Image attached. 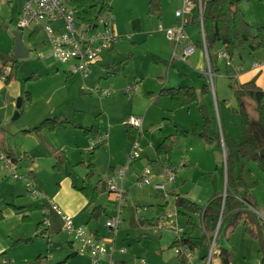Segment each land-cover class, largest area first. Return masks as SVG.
I'll return each instance as SVG.
<instances>
[{"label":"crops","instance_id":"obj_1","mask_svg":"<svg viewBox=\"0 0 264 264\" xmlns=\"http://www.w3.org/2000/svg\"><path fill=\"white\" fill-rule=\"evenodd\" d=\"M6 1L9 2V0ZM23 1L20 0L21 6L17 13L18 16ZM180 2L182 3V0ZM238 2L237 5H240ZM149 6L150 12L157 18V26L161 24L163 27H169L179 22V18L174 14L178 9L177 7L173 10V18L169 21L171 23L164 24L162 22L164 10L161 8L160 1L153 0L149 3ZM240 6L238 8L241 15L248 22L245 19L248 18L247 13H244ZM76 10L78 9L76 8ZM81 16L82 14L79 15L77 11L78 22L84 24L81 21ZM17 19L18 17L14 19L15 25ZM182 19L185 22V29L188 28V36L177 45L175 50H179L180 54L186 43H192L195 46L194 52L187 57V64L181 60L172 59L173 44L165 36H161L155 26L151 27L153 31L148 32L149 34L146 36L152 38L156 43L153 50H151L153 56L158 61H162L163 64H167L164 73L151 64L149 69H142V73L139 71L133 75H127L121 82L119 80L120 73L125 67L126 61L131 59L132 53H126L124 57H120L119 50L124 42L120 41L121 36L116 30L115 42L110 48L103 49L100 52L99 58L91 66L87 77L72 73L66 63L59 62L63 66L54 67V74L57 76H72V78L78 76L82 80L85 79V85L75 88L74 94L68 99L63 95L58 100V97L54 96V91L58 88L56 87L51 92L46 93L43 103H38L42 97H38V92L35 87L30 86V81H32L34 75L35 78L40 76L39 69H34L30 75L19 77L17 74L20 68L19 63V68L12 71L7 80L1 79V76L10 70V67L6 68V71L0 69V153H10L18 163V172L29 175L33 185L40 190L45 198L39 199V196L33 198L29 195L31 199H36V202H29L26 196L27 188L24 183L11 178L0 161V264H49L56 258L55 264H90V260L86 255L76 251L72 236L62 230L60 217L52 210L46 212L51 204H56L63 212L71 216L75 226L86 227L108 249L113 247V263L124 264L138 258H144L148 264H205V261L208 262L212 234L204 230L201 214L177 205L176 198H188L204 206L203 203H199V193L203 191L206 204L214 196H221L224 199L227 190L225 150L223 144L219 145L217 140L209 142L208 150L212 148L213 151L210 154L205 153L208 150L203 147L198 154L189 156L188 159L182 157L179 162H182L183 167L178 168L179 170L175 173L172 183L165 185L164 190L167 194L154 185H137L140 172L131 171L130 174L127 173L129 179L125 177L122 181L124 203L121 204L119 227L113 235L104 225L105 220L113 215L118 207L117 198L106 189L104 178L107 175H112L121 166L120 164L126 162V159H131L128 157V153L135 129L125 124L124 121L131 115L142 120L140 133L136 134L135 138L140 142L139 148H150L153 143L145 140L146 135L144 136V133L152 128L150 126L155 122H158L156 116H153L151 112L156 114V112L162 111L157 106L162 96L167 97L170 103L166 94L159 93L162 88L194 87L198 98L197 103L194 104L197 108L198 105L203 104L210 116L211 104L214 103L212 94H215L217 98L219 96L224 98L226 94L221 86L216 88L214 93L211 89L210 91L204 89L206 60L203 50L197 45V41L200 39L199 22L193 20L191 11L184 14ZM249 24L251 25V23ZM251 27L255 30L258 26L253 27L251 25ZM137 29L139 28L137 27ZM32 31L36 34L40 29L29 30V33ZM43 44L46 45L45 42ZM222 48L223 46H220V43L215 45L217 50ZM162 50H165L166 54ZM244 51L242 48L236 53L239 60H242L241 63L234 62V54L231 56L230 66H226L222 60H219L222 62H214V65L217 69L219 66H224V74L229 79L231 76L233 80L240 83L253 80L257 86L264 90V50L249 52L246 49ZM241 53H248L253 57V60L248 62V59L242 56ZM10 54H12V51L7 55ZM158 61L155 60L154 64L157 65ZM116 63H120L118 69L114 72L109 71L107 66ZM254 63H258V66H254ZM46 64L47 62L41 64L40 68L47 70L48 66ZM6 66L8 65L3 66V68ZM234 71L236 74L232 76ZM5 76L7 77L6 74ZM146 78L150 80L148 83L145 82ZM102 79L105 80L102 81L103 87L111 88V94L112 90H115L112 96L110 94L108 97H103L94 91L96 87L102 88L99 85ZM136 83L139 94L135 92ZM128 85H133L134 89L126 93L125 88ZM133 91L135 95L131 96L130 93H133ZM148 98H150V102L143 112L136 105L137 101L142 106ZM105 99H108V101ZM223 101H221L222 116L220 112L223 134L229 142L238 144L243 139L240 116L237 113L233 114L226 100L223 99ZM17 103L20 104L19 108L16 106ZM216 104L219 110V104ZM191 106L192 104L188 107L174 109V112L180 111L188 115ZM23 108L25 113L29 115L24 120L21 118L24 113V110L21 111ZM97 109L98 111L95 112ZM106 111L109 112V117H107ZM167 111L168 109H166ZM100 114L105 116L102 121L104 123L98 117ZM140 115L143 116L144 120L139 117ZM49 117H59L70 121V123H63L51 130L40 129L38 131L23 132V130L30 129L38 125L44 118ZM174 120V124H172L174 129L165 136L173 135L174 137L178 135L175 134L176 128L185 130L182 127V120L179 118ZM236 123L237 129L235 127ZM144 124L145 127L142 128ZM214 124L215 122L212 120L209 130L211 133ZM94 134H107V138L103 143L104 146L100 145L94 149L89 148V140ZM165 136H162L154 147L147 151L144 166L150 164L155 170L159 167L162 160H159L157 164L158 157L155 153V147ZM142 138L143 142H141ZM218 152L223 153L224 167L219 165ZM232 153L230 176L232 180L236 178V181H233L235 182L234 188L237 190V194L232 193L230 188L229 194L241 200L249 210H253L258 214L259 210L257 208L262 206L258 195L254 191L259 192L261 188L264 191V180L257 177L254 181H250L251 176L249 177V175L255 173L253 165L249 164V161L244 162L243 159L237 157L235 151ZM91 154L94 171L88 174L87 164ZM208 155L213 160L214 171H211V166L206 165L208 164ZM106 161L107 168L104 167ZM170 161L176 163L172 155ZM131 178L134 181V186L137 187L135 196L130 193L133 187ZM161 182L159 177L155 178V183ZM84 186H87L91 193L90 199L78 190ZM144 200H147L151 207L147 208L146 204L143 203ZM169 204L173 206L172 212L174 213L168 211L170 210L167 209L170 207ZM96 206H99L100 209L94 210ZM164 209L171 216L164 219L166 221L161 228H157V219L163 214L161 210ZM193 215H197L199 218L200 235L196 232V219ZM261 216L264 218V215ZM180 217L183 223L179 221ZM244 217L245 214L243 213L240 220L243 221ZM152 228L155 229L153 232H151ZM178 229L181 230L179 234L176 233ZM251 229L254 236V226ZM154 235H157V238H154ZM181 235L189 238L187 244L191 246L192 250V257L186 263L183 262L184 256L182 254L178 256L171 247L173 240ZM23 239L30 240L15 242V240ZM208 244H210V247H208ZM120 248H125V251L120 252ZM224 249L227 250L222 245L218 247L216 251H218L220 260H216L214 264H222L219 254ZM101 264H107V262L104 260Z\"/></svg>","mask_w":264,"mask_h":264},{"label":"rangeland","instance_id":"obj_2","mask_svg":"<svg viewBox=\"0 0 264 264\" xmlns=\"http://www.w3.org/2000/svg\"><path fill=\"white\" fill-rule=\"evenodd\" d=\"M88 1L89 3L93 2V0H88ZM159 1L161 3L162 10H164L162 22L164 24L171 23L169 21L173 18V15H172L173 10L176 7L181 8L182 3L180 2V0H159ZM236 1L237 2L239 1L238 3H240L241 6L240 5L238 6L241 7L242 11H244V13H247L248 18H245V17L244 18L249 23H251L253 27L264 25V0H236ZM98 2L99 0H97V4ZM149 3H150V0H110V8H111L110 11L115 18V30L121 36V38H119L120 41L124 42L122 44V47L119 50V52L121 53L120 57H124L126 53L127 54L132 53L131 59L126 61V65L123 68L122 72L120 73L119 80L121 82L127 75H133L134 73L139 72V71L140 73H142V69H149L151 64L159 68L162 71V73H164L167 69V64H163L162 61H158V59L155 58V56H153V53L151 52V50H153V48L155 47L156 43L153 41L152 38L146 37L149 34L148 32L151 33V31H153V29L151 30L152 26H155L156 29L158 27L156 25L157 18L155 15L152 14V12H150ZM20 6H21L20 0H9V2H7L6 0H0V52L4 54H8L12 51L13 31H15L16 29L14 19L18 17L17 13L19 11ZM77 11L79 12V15L82 14V12L79 9ZM254 17H257V18H254ZM137 27L139 29H137ZM185 32L188 36V28L185 29ZM159 34L161 36L162 35L165 36L163 32L162 33L159 32ZM158 37L160 36L158 35ZM21 39H22L23 44L26 46L28 50V56L22 59H19L20 68L17 74L19 77H23L24 75H30L31 71H34V69H39L40 76L38 78H35L36 76L34 75L32 78V81H30V86L35 87V89L38 92V97L39 96L42 97L40 98L41 100L38 101V103H43L46 93L51 92L56 87L58 88L54 91V96H57L59 100L63 95L64 97L68 99L70 96L74 94L75 88H78L80 85H85V82H84L85 79L82 80L78 76H74L72 78V76L66 77L64 75L57 76L56 74H54L55 73L54 67L62 65L55 58L53 57H48L49 59L45 58L48 60L38 58V55L41 54L45 56L49 52V47L43 44L44 36L41 31L37 32L35 35H33V37H30L29 30H23ZM220 46H223V44L220 43ZM242 48L246 51V48L244 47ZM241 49H239L237 52H239ZM162 51L164 52V54H166L165 50H162ZM175 51H176V54H179V50H175ZM241 55L246 57V59H248V62H251L253 60V57L251 55H248V53H241ZM234 56H235L234 62L241 63L242 60H239V56H237L236 53ZM118 57H119V54H118ZM155 60L158 61L157 65L154 64ZM106 61L108 60L106 59ZM46 62H47L46 65L48 66V69L42 70V68H40V65ZM182 62L187 64L188 59ZM219 62H222V61H219ZM224 68H225L224 66L223 67L219 66V68L214 72L213 89L215 90L216 88L221 86L226 94L224 98H221L220 96L217 98L215 94H212L214 103L211 104V116H210L211 122L212 120H214L215 122L214 127L212 129L213 130L212 133H220V135H221V132H223L222 127H221V122H220V112L222 116V108H223L221 104L222 102H224L223 99H225L226 103L229 104L230 111L233 114L236 113L232 111V106L234 107L236 106V101L233 97L232 89L230 85V83L233 82V78L230 76V79H229L226 76V74H224ZM235 74L236 73L234 71V75L232 76H235ZM102 81H105V80L103 79L100 80L99 85H101V87L104 88ZM149 81L150 80L146 78L145 82L148 83ZM137 86L138 85L136 83V87ZM135 92L139 94L138 87L136 88ZM114 93H115V90L113 89L111 96ZM130 95L134 96L135 95L134 91L133 93L131 92ZM124 99L127 100L126 98ZM217 99H218V102H217ZM105 100L108 101V99H105ZM149 102H150V98H148L144 102V104H142V106L139 101H137L136 105L142 109L141 111L144 112ZM163 102H164V105H163ZM216 103L219 104V110L217 108ZM157 106L160 107L162 111H160L159 113L156 112V114L153 112L151 113L153 116H156L155 118L158 122H155L152 126H150L152 128L148 129L147 132L144 133V136L146 135L145 140L150 141L153 144L150 145V148H147V147L139 148L140 156L138 158L130 159V160L126 159V162H123L122 164H120L121 166L119 167H125L124 178L125 177L127 178L128 177L127 173L130 174L131 171H137L138 173L142 172L144 163H146L147 151L151 149L152 147H154V145L159 141V139L162 136H165L166 134L170 133L174 129L172 127V124H174V121H175L174 119L176 118H179L180 120H182L181 123L183 126L181 124L179 125L182 126L186 130L185 135H181L178 133V135H175L173 137L171 155L173 159L176 161V163L181 161L182 157L184 159H188L189 156L191 157L192 155L198 154L202 150L203 147H205V149L208 150L209 142L198 137V132L202 130L203 120L201 119L199 110L195 104H192V106L190 107V113H188V115H185L180 111L174 112V110L171 108L170 103L168 102L167 97L165 96L164 97L162 96L159 99ZM166 109H168L167 112H166ZM23 110H24V113H23V117L21 118H23L24 120V118H28L29 115L25 113L24 108L21 111ZM97 111L98 109L95 112ZM13 115H14V112H13ZM106 115L107 117H109L110 114L108 111H106ZM98 117L101 118L100 119L101 122L103 121V118H105V116L102 114H100ZM139 117L143 119L142 115H140ZM160 123H161V128H160ZM235 125L237 129V123ZM143 127H145V124L142 126V128ZM143 141L144 140L142 138L141 142ZM101 146H104V144H101ZM130 148H129V151H130ZM211 151H212V148L208 150L207 152L205 151V153L210 154ZM217 154H219L218 156L219 165L220 166L223 165L224 167L223 153L218 152ZM132 160H135V161L132 162ZM106 163L107 161L104 162L105 168H107ZM249 164H252L255 170V173L254 172L251 173L253 177L252 175H249V177L251 176L249 180L254 181L255 178L257 177L260 180H264V173H262V171L258 169L256 163L249 161ZM206 165L211 166L212 168L211 171H214L213 170L214 168L213 160L209 155H208V164ZM182 167H180L179 169H181ZM82 169L84 170V168ZM179 169H177V171ZM156 177H159V176H155V178ZM155 178H154V182H155ZM261 189H259V192L254 191L256 195H258V198L260 199V205L262 206L260 208L259 207L257 208L259 210L258 215L259 214L264 215V193H261L264 191H262ZM163 191L165 194H167L165 190ZM38 192H39L38 198L39 199L44 198L40 190H38ZM136 192H137V187L134 186V181H133V187L130 193H132L135 196ZM26 196L29 202H36V199L30 198L27 191H26ZM199 201H200L199 203H203L204 205L206 204V198L204 196L203 191L199 193ZM123 203L124 201L122 202V204ZM143 203L146 204L145 206L147 208L151 207L149 205V202H147V200H144ZM169 206L170 207H168L167 209H170L171 211L170 210L168 211L171 213H174L172 212L173 206L171 204H169ZM161 211L163 213L162 215H164L166 212L165 209ZM193 217L196 219V226H197L196 232L198 235H200L201 229H200L199 218L197 217V215H193ZM261 219L264 220V218H261ZM165 221L166 220H163L164 224H165ZM179 221L183 223V221L181 220V217ZM154 230L155 229L152 228L151 232H153ZM216 231H218V227L216 228ZM216 231L214 232V235L212 234L213 235L212 236L213 237L212 238L213 240L212 252H214V255L210 257L208 262L205 261V264H214L216 260H220V258L218 257V251L216 250L221 245L225 247L227 249V252L229 253V259H230L229 263L230 264H259L260 263L261 254L259 251V243L257 239L252 235L251 231L246 228V225L244 224L243 221L240 220L238 222H234L232 226H229L227 229L223 227L218 234L216 233ZM154 238H157V235H154ZM208 247H210V244H208ZM81 254L84 255L83 253ZM56 260L57 258L52 263H49V264H55Z\"/></svg>","mask_w":264,"mask_h":264},{"label":"trees","instance_id":"obj_3","mask_svg":"<svg viewBox=\"0 0 264 264\" xmlns=\"http://www.w3.org/2000/svg\"><path fill=\"white\" fill-rule=\"evenodd\" d=\"M153 0H150V3ZM193 6L191 8L192 18L195 22H199V15L202 18V28L204 33L205 47L208 53L209 63L213 72L217 70L214 62L219 61L215 54V45L222 43L223 48L229 56H233L237 51L244 47L249 52L264 50V26H258L255 30L251 25L246 22L238 8L237 1L234 0H192ZM70 4L79 9L82 12L81 21L84 24H91L95 17L110 11V0H93L89 3L88 0H70ZM30 37L35 35L34 31L29 33ZM197 45L202 49L203 43L200 39L197 41ZM0 69L3 66L8 65L10 70L6 71L7 80L10 77L12 71H16L19 68V60L12 54L7 55L0 52ZM120 63L109 65L107 68L109 71L114 72L118 69ZM206 78V76H205ZM206 80V79H205ZM233 97L236 101V106L232 107V111L236 112L240 116L243 139L238 144L229 142L223 132L211 133L209 132L211 127V118L207 113L206 107L203 104L198 105V110L203 120L202 130L198 132V137L211 142L217 140L219 145L223 144L225 150V164L227 170V190L226 196H214L206 205L202 206L194 201L177 197L176 203L179 206L186 207L192 212L199 213L202 216V226L205 231L214 234L218 221L220 220L217 234L220 230L232 226L234 222H238L241 219V215L244 213L245 217L243 222L246 228L252 232V226H254V237L259 243V251L261 254L260 263L264 264V220L259 218L260 216L253 210H249L245 203L241 200L234 198L232 194H229V188L232 193L237 194V190L234 188L236 178L231 179L230 172L232 167L231 156L232 152L240 159L244 161H252L256 163L257 167L264 172V156L259 152L264 149V90L255 84L253 80L247 82H237L233 80L230 83ZM204 89L210 91L207 80L205 81ZM159 93L166 94L169 98L171 108L178 109L181 107H188L191 104L197 103V93L192 86H178V87H166L162 88ZM66 119L59 117L44 118L38 125L25 129L23 132L38 131L40 129L51 130L57 126L66 123ZM185 135V130L176 128L175 134ZM137 130L133 132L132 142L136 140ZM173 144V135H167L161 139V141L155 147V153L159 160L171 162V151ZM8 155L12 156L10 153ZM93 154V153H92ZM87 164L88 174L94 171L93 157ZM13 157V156H12ZM101 182V180H100ZM103 183V181H102ZM80 190L87 198L90 199L91 193L87 186L80 187ZM242 197V196H241ZM245 202L251 204L249 201L242 198ZM252 205V204H251ZM100 209L99 206L94 207V210ZM50 211V210H49ZM212 238V236L210 237ZM30 239L15 240V242L29 241ZM189 238L181 235L179 238H175L171 243V247L186 245L190 250L191 246L187 244ZM192 251V250H191ZM178 256L181 254H177ZM214 252L211 253V256ZM222 264L229 263V253L227 250H221L220 252ZM186 263V259L183 260ZM118 264V263H113Z\"/></svg>","mask_w":264,"mask_h":264},{"label":"built area","instance_id":"obj_4","mask_svg":"<svg viewBox=\"0 0 264 264\" xmlns=\"http://www.w3.org/2000/svg\"><path fill=\"white\" fill-rule=\"evenodd\" d=\"M192 6V0H182L181 8H178L174 13L175 16L179 18V22L169 27H163L161 24L157 27V31L163 32L165 37L173 44L172 59L186 61L187 57L195 50V46L192 43H186L180 54H176L175 51L177 45L187 38L185 22L182 18L184 14L191 11ZM78 20L77 10L70 4V0H24L16 26L21 27L23 30L38 28L43 33L44 42L49 47V52L45 56L41 54L38 55L39 58L53 57L59 62L68 64L72 73H78L81 77H87L90 73L91 66L99 58L100 52L103 49L110 48L116 40L115 19L111 11H106L96 16L91 24H82L78 22ZM199 26L200 37L203 43L202 50L206 60L205 76L212 93H214V72L209 63L208 53L205 47L201 14L199 15ZM215 54L218 60H222L226 66H230L231 57L224 49L216 50ZM254 66H258V63H254ZM6 68H8V66L4 67L3 71H6ZM5 77L4 73L1 79L4 80ZM133 87V85H128L125 88V92L129 93L134 89ZM94 91L103 97H108L111 94V88L96 87ZM129 97L128 95V98ZM124 123L136 129L137 134L140 133L141 119L138 117L131 115ZM106 138L107 134H94L89 140V148L94 149L100 146L104 143ZM138 156L139 142L136 139L131 143L128 157L135 159ZM0 161L6 173L11 178L24 183L31 197L34 198L39 196V192L33 185L30 176L18 172V163L14 157L6 153H0ZM180 166H182V162L161 161L159 167L155 170L150 164H147L137 178V185H154L158 189L164 190L165 185L171 184L174 180L175 173ZM124 172L125 167H119L112 175H107L104 178L106 189L116 196L118 202L116 212L109 216L104 222L106 228L113 235L117 231L121 221V204L124 201V189L122 186ZM155 176H159L162 182L155 183ZM49 210L54 211L60 217L62 230L72 236L76 251L86 255L91 264H101L104 260L107 264H113V247L108 249L105 244L92 232L88 231L86 227L75 226L71 216L63 212L56 204H51L46 212H49ZM170 216L171 214L169 212L160 215L156 223L157 228H161L163 226V220ZM180 231L181 230L178 229L176 233L179 234ZM212 246L213 243H211L209 256ZM173 249L176 254H182L186 262L190 261L192 251L186 245L176 246ZM119 251L124 252L125 248H120ZM124 264H148V262L144 258H138L135 261Z\"/></svg>","mask_w":264,"mask_h":264},{"label":"water","instance_id":"obj_5","mask_svg":"<svg viewBox=\"0 0 264 264\" xmlns=\"http://www.w3.org/2000/svg\"><path fill=\"white\" fill-rule=\"evenodd\" d=\"M21 27H16L15 31H13V46H12V54L16 59H22L24 57L28 56V50L26 46L23 44L22 39H21V32H22ZM17 108L20 107V104L17 103ZM262 156H264V149H261L259 152ZM262 218V216L260 215ZM220 223V220L218 221L217 227ZM213 243V240H212Z\"/></svg>","mask_w":264,"mask_h":264},{"label":"bare ground","instance_id":"obj_6","mask_svg":"<svg viewBox=\"0 0 264 264\" xmlns=\"http://www.w3.org/2000/svg\"><path fill=\"white\" fill-rule=\"evenodd\" d=\"M140 119V118H139ZM141 125H142V120H141ZM140 146V145H139ZM217 233V232H216ZM211 248V247H210ZM209 252H210V250H209ZM211 253H212V249H211ZM211 253H210V256H209V259H210V257H211Z\"/></svg>","mask_w":264,"mask_h":264}]
</instances>
